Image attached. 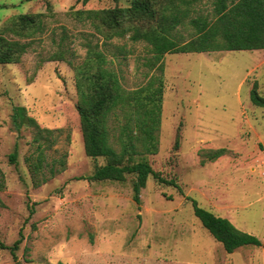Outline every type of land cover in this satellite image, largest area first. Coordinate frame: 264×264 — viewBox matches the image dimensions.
Segmentation results:
<instances>
[{"label":"rangeland","instance_id":"374dc122","mask_svg":"<svg viewBox=\"0 0 264 264\" xmlns=\"http://www.w3.org/2000/svg\"><path fill=\"white\" fill-rule=\"evenodd\" d=\"M129 2L0 0V29L18 14H48L21 61L0 64V264H264V246L228 253L192 202L264 243V108L251 100L255 82L264 96V49L168 53L161 72L146 42L129 34L106 39L74 13ZM212 2L197 6L207 13ZM178 31L188 39L187 29ZM87 43L104 51L128 98L146 93L155 76L164 83L159 150L146 159L167 181L149 176L140 205L134 175L125 182L88 179L106 158L86 154L77 109L76 68ZM55 54L64 59L52 60ZM133 108L129 99L110 120L112 131ZM27 118L51 130L41 140L46 158L39 178L48 179L39 185L27 160L38 154ZM219 148L227 152L211 160L209 151ZM63 157L66 169L50 176L47 162ZM19 239L15 258L9 247Z\"/></svg>","mask_w":264,"mask_h":264},{"label":"trees","instance_id":"16d2710c","mask_svg":"<svg viewBox=\"0 0 264 264\" xmlns=\"http://www.w3.org/2000/svg\"><path fill=\"white\" fill-rule=\"evenodd\" d=\"M200 1L130 0L127 6L74 13L80 19L90 21L106 39L129 34L133 42H146L152 53V65L161 72L164 70L163 58L168 53L264 49V0H213L212 9L207 13L197 6ZM47 15L44 12L18 14L5 23L0 29V64L21 61L34 38L44 32ZM179 28L188 30V39L178 31ZM10 35L28 41L13 39ZM86 47V59L76 68L77 109L86 154L92 158H106V163L97 166L88 179L125 182L129 175H134L133 198L140 205L141 191L149 176L167 181L146 159L147 155L157 154L159 150L164 93L162 77L155 76L145 87L146 93L138 90L128 98L115 72L106 66L104 51L91 43ZM62 57V54H55L51 59H64ZM129 99L134 111L112 131L110 120H116L118 110H122ZM251 100L264 108V96L260 95L257 82L251 90ZM27 120L36 129L34 142L38 143L36 158L27 160L35 184L39 185L48 179L47 176L39 178L46 158L41 140L43 132L50 133L51 130L41 128L33 118ZM178 146L179 138L175 143V147ZM226 152V148L210 150L208 157L215 160ZM17 155L15 149L10 160L16 162ZM47 164L50 176L66 169L64 157ZM168 183L177 185L173 180ZM4 187L5 179L0 170V192ZM192 202L194 214L228 253L243 246H264L256 235L239 229L228 218L200 206L196 200ZM3 205L0 197V208ZM20 242L21 239L9 247L15 258Z\"/></svg>","mask_w":264,"mask_h":264}]
</instances>
